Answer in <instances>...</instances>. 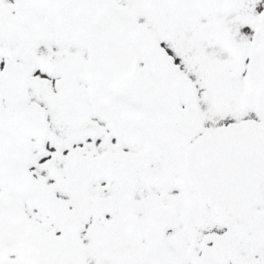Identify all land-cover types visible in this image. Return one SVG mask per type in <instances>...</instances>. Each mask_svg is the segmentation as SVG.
I'll use <instances>...</instances> for the list:
<instances>
[{
    "label": "snow or ice",
    "instance_id": "1",
    "mask_svg": "<svg viewBox=\"0 0 264 264\" xmlns=\"http://www.w3.org/2000/svg\"><path fill=\"white\" fill-rule=\"evenodd\" d=\"M0 264H264V0H0Z\"/></svg>",
    "mask_w": 264,
    "mask_h": 264
}]
</instances>
